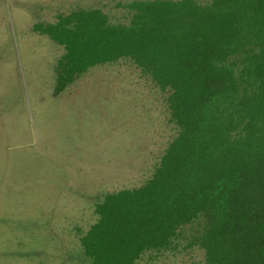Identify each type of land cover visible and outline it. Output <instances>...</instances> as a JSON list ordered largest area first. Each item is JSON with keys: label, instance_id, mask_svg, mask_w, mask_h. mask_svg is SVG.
Instances as JSON below:
<instances>
[{"label": "trees", "instance_id": "1", "mask_svg": "<svg viewBox=\"0 0 264 264\" xmlns=\"http://www.w3.org/2000/svg\"><path fill=\"white\" fill-rule=\"evenodd\" d=\"M31 31L62 47L55 95L96 66L131 62L163 93L177 134L137 189L107 193L79 236L89 264H138L188 248L205 264H264V0H134Z\"/></svg>", "mask_w": 264, "mask_h": 264}, {"label": "rangeland", "instance_id": "2", "mask_svg": "<svg viewBox=\"0 0 264 264\" xmlns=\"http://www.w3.org/2000/svg\"><path fill=\"white\" fill-rule=\"evenodd\" d=\"M131 1L0 0V264H89L79 236L97 222L95 202L143 186L177 134L168 94L126 60L55 95L64 50L31 31L95 8L124 22L114 5ZM198 229L138 264H205L203 251L188 248Z\"/></svg>", "mask_w": 264, "mask_h": 264}]
</instances>
